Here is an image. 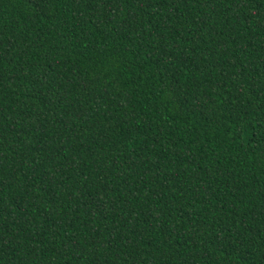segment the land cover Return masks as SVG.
Listing matches in <instances>:
<instances>
[{
	"label": "trees",
	"instance_id": "obj_1",
	"mask_svg": "<svg viewBox=\"0 0 264 264\" xmlns=\"http://www.w3.org/2000/svg\"><path fill=\"white\" fill-rule=\"evenodd\" d=\"M0 264H264V0H0Z\"/></svg>",
	"mask_w": 264,
	"mask_h": 264
}]
</instances>
